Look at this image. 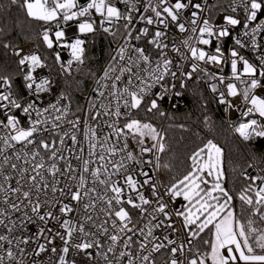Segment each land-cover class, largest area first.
I'll return each instance as SVG.
<instances>
[{"label": "snow or ice", "instance_id": "6c2138e0", "mask_svg": "<svg viewBox=\"0 0 264 264\" xmlns=\"http://www.w3.org/2000/svg\"><path fill=\"white\" fill-rule=\"evenodd\" d=\"M9 5L40 28L26 48L0 26L16 65L0 66V264H264V150L234 191L217 142L201 138L177 175L153 122L174 119L163 105L176 107L192 81L245 144L264 138V0ZM98 35L111 51L99 71L87 67L94 87L76 115L51 73L84 71ZM203 124L213 129L210 116Z\"/></svg>", "mask_w": 264, "mask_h": 264}, {"label": "trees", "instance_id": "16d2710c", "mask_svg": "<svg viewBox=\"0 0 264 264\" xmlns=\"http://www.w3.org/2000/svg\"><path fill=\"white\" fill-rule=\"evenodd\" d=\"M222 3L227 0H220ZM0 26L5 28L8 33V39L13 43H20L28 40L38 34L39 24L26 19L24 13L15 6L9 5V0H0ZM109 52L108 40L98 35L95 38V44L90 48V55L93 57L92 61L86 66L85 70L72 80L74 86L78 90L85 89L90 82L91 78L87 77L86 69L91 67L94 71H98L102 63L105 61ZM2 59L10 61L8 52L0 47ZM82 81L78 86L77 81ZM196 93V95H193ZM203 93L208 99V110L204 111L201 108V100L199 94ZM181 104L178 108L171 110L170 113L174 119L167 118L164 129L166 130L168 142L171 146V152L165 159H171L174 165V174H180L184 171L185 157L201 143L203 140L213 139L224 149V167L226 172V186L234 191H239L242 185L246 182L240 177V172L247 166V157L242 152L241 147L230 135L227 130L223 109L211 98L206 91L203 84H191L185 91V95L180 99ZM143 114L141 113V116ZM208 115L211 117L213 129L209 131L203 124V117ZM163 118L155 117L154 123L160 128ZM169 124L172 126L169 127ZM183 124L185 127L180 128L179 125ZM198 134V135H197ZM244 147L249 151L250 155L252 150H255L257 155L264 150V143L260 141H253L249 144H244ZM237 211L240 210L239 200L235 201ZM247 213H245V216ZM207 238V237H205ZM201 250H203L202 242H198Z\"/></svg>", "mask_w": 264, "mask_h": 264}, {"label": "built area", "instance_id": "2783aa9c", "mask_svg": "<svg viewBox=\"0 0 264 264\" xmlns=\"http://www.w3.org/2000/svg\"><path fill=\"white\" fill-rule=\"evenodd\" d=\"M216 2L222 3L220 0H216ZM225 3H227V2H225ZM222 4H224V3H222ZM121 7H123V6H121ZM38 31H39V29H38ZM100 36H103V35H100ZM103 37H105V36H103ZM105 38L108 40V42H110V39H111L110 37H105ZM36 43H38V36L37 35L34 36V37H32V38H30V39H28V40H25L23 42H20L18 44H20L21 46H25L27 48V47H33ZM228 45L229 46L231 45V40L228 41ZM41 51H43V48H41ZM110 51H111V49H110V44H109V52H108V55H107L105 61L100 66V68L103 67L106 64V62L108 60V56H109ZM246 54L251 59H254V55L250 51L248 53H246ZM8 55L10 57V65L6 63L5 66L8 67V70L9 71H15L16 65H15V63H13L14 58L11 57V55L9 53H8ZM64 55H65V59H67L68 58L67 53H65ZM3 62H4V60L2 59V55L0 53V66L3 65ZM41 71L44 74H47V70H41ZM224 72H225V74H229L230 73V69L229 68H225L224 69ZM51 75H52L53 80L57 81V92H59L61 90H65V91L70 92L72 94V96H73V112L76 113V115H81L82 116L83 115L82 113H79V112L76 111L77 106L78 105H83L85 103L84 97H86L91 92V89L94 87V82L91 81L90 84L83 91L82 90L80 91V90H78L74 86V84H73V82L71 80V77H68V78L60 77V76L57 75V73H56L55 70H53V72L51 73ZM64 81H67V83L64 84L63 83ZM191 84H194V83L192 81H189L188 82V85H191ZM204 87H205V89L207 91V88H206L205 85H204ZM208 94L211 96L210 93H208ZM54 98L55 97H49V99H54ZM172 103H173L172 101H166L164 103V105H163L164 109L166 111L174 110V109H176V108H178L180 106L181 101H180V99H178L176 101V105H177L176 107H173L172 106ZM220 107L222 108V106H220ZM74 118H75L74 116H71V115L69 116V119H74ZM233 119L234 120L236 119V114L235 113H233ZM166 120H167V117L163 118L162 124H161L160 128H163L164 129ZM226 120H227V117L224 114V121H225V124H226V127H227L228 132L235 139V141L239 144V146L242 149V152L248 158L250 156V153L244 147V144L245 143L242 140H240V138L238 136H236L235 134L232 133L231 129L228 127V124L226 123ZM78 138H80L82 140V134L81 133H78ZM256 141H258V142L260 141L261 143H264V138H260V139H258ZM69 143H70V141H69ZM85 147H86V145H85ZM85 155H86V153H85ZM249 171H251V170H249ZM159 264H163V257H160L159 258Z\"/></svg>", "mask_w": 264, "mask_h": 264}, {"label": "rangeland", "instance_id": "374dc122", "mask_svg": "<svg viewBox=\"0 0 264 264\" xmlns=\"http://www.w3.org/2000/svg\"><path fill=\"white\" fill-rule=\"evenodd\" d=\"M6 63L10 65V61L5 60V61L3 62V65H2V66H5ZM76 76H77V74H76V73H73V77H71V80H74V78H75ZM63 83L65 84V83H67V82L64 81ZM83 90H84V89H83ZM83 90H82V91H83Z\"/></svg>", "mask_w": 264, "mask_h": 264}]
</instances>
